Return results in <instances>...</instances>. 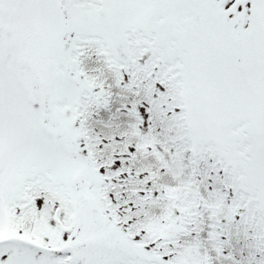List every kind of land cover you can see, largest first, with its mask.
<instances>
[{"label":"snow or ice","instance_id":"obj_1","mask_svg":"<svg viewBox=\"0 0 264 264\" xmlns=\"http://www.w3.org/2000/svg\"><path fill=\"white\" fill-rule=\"evenodd\" d=\"M0 264H264V0H0Z\"/></svg>","mask_w":264,"mask_h":264}]
</instances>
